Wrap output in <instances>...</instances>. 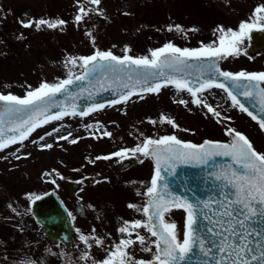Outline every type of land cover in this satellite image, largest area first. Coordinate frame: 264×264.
<instances>
[{"label": "rangeland", "instance_id": "374dc122", "mask_svg": "<svg viewBox=\"0 0 264 264\" xmlns=\"http://www.w3.org/2000/svg\"><path fill=\"white\" fill-rule=\"evenodd\" d=\"M78 4L86 9L97 8L88 0H0V94L24 95L30 90L29 86L36 88L41 82L53 83L63 74L73 73L81 66L78 58L94 48L111 50L120 56L127 46L131 50L129 54L145 56L150 54L149 50L168 42L180 48L209 44L213 40L218 42L220 33L214 31L218 26L238 30L241 22H255L253 11L264 4V0H102L103 15L92 12L79 24L74 19ZM125 12L129 15H124ZM41 18L63 19L66 24L57 29L42 26L37 30L35 27L22 28L18 23L20 19ZM176 24L184 31L175 28L168 31L170 25ZM247 44L248 38L240 46L239 55L221 58V68L230 72L264 68V48L245 54L243 50ZM71 58H77L75 66L68 62ZM55 62L58 67H54ZM221 96L224 97L219 92H210L204 97H209L207 103L220 112L217 117L203 106L192 103L186 93L163 87L159 93L143 94V99L135 96L126 103L93 112L89 117L66 116L63 120L53 121L47 127L37 128L22 144L0 151V264H20L28 260L42 264L100 263L109 254V248H114L113 245L122 239L135 240L136 233L147 238V246L152 251H142V246L136 243L128 252L135 260L150 261L155 253L151 243L154 238L145 228H130L131 237L119 232L125 221L144 222L142 194L148 185L150 159L145 157V163L144 156L137 154L143 158L144 167L139 165L123 175L117 168L121 157L113 156L109 160H97L96 157L107 156L106 152L116 147L120 148L117 151L131 149L145 137L158 138L163 134L192 142L204 138L226 140V129L231 126L242 129L240 132L254 148L264 153V135L256 123ZM181 99L188 103H179ZM162 116L165 117L163 121ZM167 119H172L177 127L168 124ZM55 128L60 132H54ZM49 132L51 136L46 135ZM69 132L72 135L68 140L57 139ZM103 132L112 135L104 136ZM41 136L44 140H40ZM78 138L77 145L71 143L72 139ZM43 144L53 147L42 148ZM45 173L49 175L45 176ZM114 173L117 176L121 173L125 182L118 180L116 186L110 179L106 183ZM89 175H94V179L84 181ZM117 176L116 180L119 179ZM74 178L80 185L77 196L71 200L82 202L85 215L73 214L78 230L73 235L72 245L66 249L45 239L40 227L31 221L28 195L53 189L67 198L62 184L65 179ZM108 185L112 192L108 191ZM98 186L99 190L104 187L103 192L95 194ZM137 192L141 194L137 195ZM121 194L126 196L124 203L115 202L118 198L114 196ZM130 203L137 207L129 208ZM8 215L13 217L10 222H7ZM183 216V210L179 209L169 211L166 216L169 222L177 225V236L183 227ZM97 225L101 226L98 230L95 229ZM80 235L90 237L87 245L79 240ZM91 237L102 241L98 244L101 245L100 253L95 251L97 244ZM84 252L88 253V258L82 260L80 257Z\"/></svg>", "mask_w": 264, "mask_h": 264}, {"label": "snow or ice", "instance_id": "6c2138e0", "mask_svg": "<svg viewBox=\"0 0 264 264\" xmlns=\"http://www.w3.org/2000/svg\"><path fill=\"white\" fill-rule=\"evenodd\" d=\"M102 0H88V3L97 8L86 9L82 4H78V13L75 22L80 23L90 13L103 15L100 7ZM124 15H129L125 12ZM253 15L255 22H241L238 30L225 29L218 26L215 32H219L218 42L213 40L209 44H201L198 48H180L173 43H165L162 47L149 50L150 54L135 57L129 54L131 51L127 46L124 48L122 56L115 55L111 50H95L92 55L79 57L83 73L75 75L69 72L65 79L58 82H41L38 87L29 89L23 97L9 94H0V102L3 103V110L0 111V151L9 148L14 144H22L28 137L40 127L52 121L63 120L66 116H88L107 106H115L126 103L133 96L143 99L142 93H159L163 87L174 86L177 91H187L194 99L192 103L203 106L209 113L219 117L220 112L211 105L198 98V93H203L213 88L222 89L227 93L232 107H239L241 112L247 113L259 127L264 130V117L258 118L250 111L244 103L238 99V95L245 99L259 97L261 111H264V72L236 73L221 70L216 63H201L199 65L189 64V60L214 61L215 58H227L239 55L240 46L244 43L249 34L256 28L264 29V4L257 6ZM20 26L25 29L35 27L37 30L42 26L57 29L66 24L63 19H20ZM183 32L181 25H170L168 31L173 29ZM188 31H195L189 29ZM89 35H91L89 33ZM73 66L77 63V58L68 60ZM165 69L172 72L181 73L180 76L168 74ZM200 75L195 76L197 84L194 86L191 79L193 71ZM97 81L100 88H105L103 79H112L118 88L124 89L119 92L118 97L106 102L93 100L85 108L77 110L78 105L71 103L64 106V101L56 99L57 95H65L72 100L80 93L69 92V86L75 81H83L86 77H91ZM201 77H205L201 79ZM231 81V86L221 82ZM163 80V83L159 82ZM245 81L247 83H245ZM91 82V81H90ZM139 88V91L135 89ZM233 89L239 90L238 93ZM84 89H81V93ZM92 93L86 99H91ZM187 104L185 100L178 101ZM255 107V105H254ZM60 109L54 113L51 109ZM230 119V117H226ZM165 120V117H161ZM166 122L173 127H177L172 119ZM152 123H156L152 121ZM63 127V125L61 126ZM91 128L92 125H86ZM60 132L59 128L53 129ZM187 131V130H185ZM227 134L232 137L230 144H221L205 140L203 144L186 143L177 139L174 135H166L160 138H145L142 143L131 149H123L107 156H97L96 159L109 160L113 156L128 158L131 153L133 157L140 154L144 157L155 159L156 167L150 186L147 187L145 195L149 197L146 205L142 207L147 222L135 220L125 221L124 226L119 228L120 233L132 236L131 229L145 228L151 237L156 239L151 241L155 246L154 259L150 261L135 260L128 249L139 243L141 250L152 251L147 246V238L136 233V239H122L109 252L108 257L100 264H188L191 254L195 251L200 254V259L192 264H264V153H258L249 139L241 132L229 128ZM51 136L52 133H46ZM72 135H60L58 140H68ZM104 136H111L110 132H103ZM44 136L40 140H44ZM77 139H72L71 143H77ZM52 144H43L42 148H52ZM19 151V149H17ZM13 155H16L13 153ZM210 156H230L233 163L238 165L231 170L230 176L227 170L216 174V179L221 176L227 177V183L223 189L217 193L216 197L208 199L215 200L213 207L208 200H196L193 202L187 193L177 195V189L172 188L168 183L162 186L158 182L163 180L162 173H172L175 171L176 163H206ZM20 159L19 156H16ZM7 159V157H5ZM91 162V161H90ZM139 162H143L142 160ZM45 176L49 173H45ZM55 183V181H52ZM162 188V190H161ZM234 189V191H233ZM137 192V195H140ZM41 197L35 194L28 195L30 201L39 200ZM129 208H136L134 204H128ZM11 208L12 205H9ZM175 207L186 212L185 230L183 240L177 238L175 223L166 222L165 216ZM140 210V209H137ZM13 211H16L13 209ZM95 231V230H93ZM90 237L80 235L79 240L85 245ZM94 239L96 244L102 241ZM48 254H52L48 250ZM88 258V253L84 252L80 259ZM20 264H42L41 261L28 260L21 261ZM95 264V262H93Z\"/></svg>", "mask_w": 264, "mask_h": 264}, {"label": "water", "instance_id": "95a60500", "mask_svg": "<svg viewBox=\"0 0 264 264\" xmlns=\"http://www.w3.org/2000/svg\"><path fill=\"white\" fill-rule=\"evenodd\" d=\"M258 33H260L259 36L256 35ZM250 37L252 39V45L250 46L248 52L258 49L264 45V30L254 29L250 33ZM258 39H260V42L257 41ZM211 62L216 63V65L218 66L217 58H215L214 61H209V60L188 61L189 64H193V65H199L201 63L207 64ZM165 71L171 75H177V76L181 75V73L172 72V70L170 69H165ZM192 71H193V77H185V78L191 79L192 84L195 86L197 84V81L195 80V76L200 74L195 72L194 69ZM95 75L96 74L94 73L93 76L86 77L85 80L83 81L74 80L73 85L69 86V92L80 93V95H78L75 98V100H72L71 97L65 99L66 94L64 95L58 94L56 99L64 101L65 107L69 106L71 103H76L78 105L77 110L79 111L81 108H85L88 103L93 102V100L99 102H106L108 100L117 98L119 92L124 91V89L118 88V86L114 84L112 79L110 78L103 79L104 86L105 88L108 89L107 91H104L103 89L100 88L97 81L93 78ZM203 78L205 77H201V79ZM219 80L231 86V81H224L222 77H220ZM159 82L163 83V80L161 79ZM245 83L247 82L245 81ZM81 89H84L82 93H81ZM135 90L139 91V88ZM233 91L238 93L239 90L233 89ZM89 92L92 93V98L86 99L89 96ZM238 99H240L241 102L244 103L245 106L248 107L250 111H253V113L257 115L258 118L264 117V111H261L258 96H254L253 98L250 99H245L244 97L238 95ZM3 107H4L3 103L0 102V111L3 110ZM58 110L60 109L53 108L51 109V112L54 113ZM230 140L232 142L231 136H230ZM203 143L204 142L200 144ZM218 143L230 144L224 142H218ZM127 159L129 158H123V161ZM153 160L156 167L155 159ZM237 167L238 165L233 163L232 158L230 156H210L207 158L206 163H196V162L176 163L175 171L172 173H162L164 178L162 181L158 183L161 186L164 183H168L172 188L177 189V195H183L187 193L189 198L195 202L196 200L206 199V197H202L203 193L201 194L199 192V185L202 186L203 180L211 181L212 184L211 187L214 190L210 193V195L216 197L217 193L220 192L222 189L224 191L226 190L225 188H223V186L227 183L226 176H221V178L218 180L216 179V174L222 173L225 170H227V175L230 176L231 170L236 169ZM74 185L75 184L73 182L67 181L64 186L68 188L71 192H73ZM189 188H191V190H193L196 193L194 194L193 198L190 194ZM38 196L41 197L39 200H35L34 202L30 201V209L32 211L35 220L42 226L46 237L50 238L54 243H57L58 241H62L65 245H68L70 241L71 232L75 230V228L72 227L71 225V218L69 212L65 208L62 200L53 191H47ZM200 258H201L200 254L194 251L191 254V260L188 262V264H192V262Z\"/></svg>", "mask_w": 264, "mask_h": 264}, {"label": "flooded vegetation", "instance_id": "af4514ba", "mask_svg": "<svg viewBox=\"0 0 264 264\" xmlns=\"http://www.w3.org/2000/svg\"><path fill=\"white\" fill-rule=\"evenodd\" d=\"M261 70H262V69H261ZM263 71H264V70H263ZM142 159H143V158H142ZM142 159H140V157H139V161H141ZM145 159H146V158H145ZM139 164H140V162H139L137 165H139ZM134 166H136V165L130 166V167L126 168V169H120V168H119V170H120V171H126V170L128 171V170H132V169L134 168ZM78 187H79V186H78ZM95 194H98V192L95 193ZM65 195H66V197H67V203L69 202L70 204L73 205L75 202H74L73 200H71V197H69L67 193H66ZM135 195H136V193H135ZM69 203H68V204H69ZM110 211H111V209H110ZM110 213H111V212H110ZM110 213H109V214H110ZM100 227H101V226L98 225V228H97V226H96L95 229L98 230ZM107 236H108V235H107ZM112 249H113V248H109V251H108V252H110ZM100 252H101V251H99V252H97V253H100ZM107 257H108V255H107L103 260H105ZM95 264H100V263H95Z\"/></svg>", "mask_w": 264, "mask_h": 264}, {"label": "trees", "instance_id": "16d2710c", "mask_svg": "<svg viewBox=\"0 0 264 264\" xmlns=\"http://www.w3.org/2000/svg\"><path fill=\"white\" fill-rule=\"evenodd\" d=\"M77 69H78V68H77ZM77 69H76L73 73H75V72L77 71ZM73 73H72V74H73ZM68 75H69V74H63L62 78L66 77V76H68ZM60 78H61V77H60ZM60 78H59V79H60ZM59 79H58V80H59ZM58 80H56L55 82H57Z\"/></svg>", "mask_w": 264, "mask_h": 264}]
</instances>
